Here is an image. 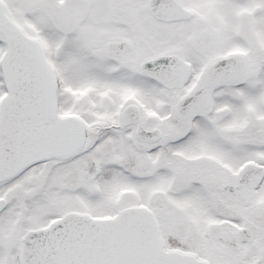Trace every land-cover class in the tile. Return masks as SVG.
Wrapping results in <instances>:
<instances>
[{"label":"snow or ice","instance_id":"1","mask_svg":"<svg viewBox=\"0 0 264 264\" xmlns=\"http://www.w3.org/2000/svg\"><path fill=\"white\" fill-rule=\"evenodd\" d=\"M0 264H264V0H0Z\"/></svg>","mask_w":264,"mask_h":264}]
</instances>
